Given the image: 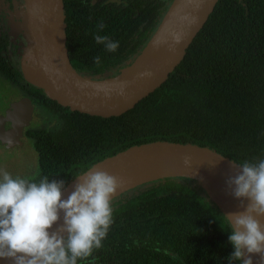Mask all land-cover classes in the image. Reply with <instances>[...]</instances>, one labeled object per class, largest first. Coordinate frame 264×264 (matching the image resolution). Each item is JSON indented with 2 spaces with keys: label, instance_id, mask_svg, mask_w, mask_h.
Instances as JSON below:
<instances>
[{
  "label": "trees",
  "instance_id": "16d2710c",
  "mask_svg": "<svg viewBox=\"0 0 264 264\" xmlns=\"http://www.w3.org/2000/svg\"><path fill=\"white\" fill-rule=\"evenodd\" d=\"M173 0H63L72 67L104 79L140 53ZM25 0H0V77L28 96L48 123L26 130L35 154L28 173L64 180L65 187L96 162L154 141L192 144L242 162L264 159V0H218L182 60L147 98L118 117L71 111L28 83L21 70ZM14 32L15 51L3 20ZM99 32L119 42L110 53ZM17 53L19 63L10 57ZM99 56L100 64L93 58ZM113 223L103 246L77 264H228L233 251L223 212L195 179L171 176L113 197ZM233 264H240L233 261Z\"/></svg>",
  "mask_w": 264,
  "mask_h": 264
},
{
  "label": "water",
  "instance_id": "95a60500",
  "mask_svg": "<svg viewBox=\"0 0 264 264\" xmlns=\"http://www.w3.org/2000/svg\"><path fill=\"white\" fill-rule=\"evenodd\" d=\"M217 1L173 0L149 41L127 67L116 76L92 79L78 73L70 63L63 0H25L23 18L14 20L26 37L20 61L24 79L71 111L101 118L118 117L133 109L167 80ZM132 67L134 70L127 77ZM35 111L28 96L10 99L8 107L0 114V139L3 141L10 136L17 143L24 137L29 123L37 120ZM6 121L11 128L5 131L2 125ZM185 158L189 160L188 165L184 163ZM96 169L117 176L121 183L135 180L117 191L115 196L154 179L193 178L204 187L224 215L227 214L207 181L226 185V180L236 171L232 160L214 150L167 141L132 146L96 162L77 177ZM76 178L65 187V197L73 190ZM0 264H11V261L0 259Z\"/></svg>",
  "mask_w": 264,
  "mask_h": 264
},
{
  "label": "clouds",
  "instance_id": "9594fccd",
  "mask_svg": "<svg viewBox=\"0 0 264 264\" xmlns=\"http://www.w3.org/2000/svg\"><path fill=\"white\" fill-rule=\"evenodd\" d=\"M105 27L98 24L94 41L107 52H116L119 42L99 34ZM93 61L98 65L101 58ZM3 141L13 142L10 136ZM184 163L189 164L188 158ZM232 165L236 171L226 185L243 210L224 215L233 248L228 264H253V256L264 264V159L232 160ZM120 185L117 176L90 170L76 178L65 197L64 180L14 177L0 169V259L11 264H77L88 258L107 237Z\"/></svg>",
  "mask_w": 264,
  "mask_h": 264
},
{
  "label": "flooded vegetation",
  "instance_id": "af4514ba",
  "mask_svg": "<svg viewBox=\"0 0 264 264\" xmlns=\"http://www.w3.org/2000/svg\"><path fill=\"white\" fill-rule=\"evenodd\" d=\"M2 15H4V13L0 12V19L3 18ZM2 32H5L6 35L9 36V42H11V45L8 46L9 53H11L12 50L15 51L16 48L14 47V42L13 41L18 40V42H19L20 40H22L20 38V36H17V37L14 36V37H16L15 40H14V37H12V34L14 32L10 29V27L7 24V22H5L4 20H3ZM17 56L18 55L16 53V54H13L10 57L11 61L16 63V67H18L17 63H19V58ZM20 97H25V96H19V97H17V99L20 98ZM9 100L10 99H8V98L5 99V105H4V107H2L0 109V114L2 113V111H4L8 107ZM34 118H37V120H35V121H38V119L40 118L39 122H41V120H43V119L47 120V119H45V115H43L42 112L37 107H36V111H35V114H34ZM31 123H29V125L25 128L24 137L23 138H19L17 143L13 141L12 144H7L6 142H3L2 139H0V161L7 163V162H10V161L22 158L24 156H29L30 155V153L33 151V149L30 147L29 140L26 137V130L31 128ZM45 124H47V123H45ZM2 126L4 127L5 131L9 130L11 128V124L9 122H7V121L4 122Z\"/></svg>",
  "mask_w": 264,
  "mask_h": 264
},
{
  "label": "rangeland",
  "instance_id": "374dc122",
  "mask_svg": "<svg viewBox=\"0 0 264 264\" xmlns=\"http://www.w3.org/2000/svg\"><path fill=\"white\" fill-rule=\"evenodd\" d=\"M17 89H15L14 87H11L3 78L0 77V109L2 107H4L5 105V99H15L17 97H19L17 95ZM39 117V116H38ZM40 118L38 119V121H33L31 123V127H41L43 125H45V123H48V119L47 120H41ZM32 157H31V156ZM29 156H24L22 158L10 161V162H2L0 161V169L6 170L8 172H10L12 175L16 174V173H28L27 171L31 170L34 168L35 163H34V159H35V155L34 152L32 151L30 153Z\"/></svg>",
  "mask_w": 264,
  "mask_h": 264
},
{
  "label": "bare ground",
  "instance_id": "6f19581e",
  "mask_svg": "<svg viewBox=\"0 0 264 264\" xmlns=\"http://www.w3.org/2000/svg\"><path fill=\"white\" fill-rule=\"evenodd\" d=\"M134 67H132L126 74V76H130V74L133 72ZM135 180H129L127 182L121 183L119 190L125 188L126 186L132 184ZM208 187L215 193L216 197L218 198V203L222 207V209L225 211L226 214L228 213H234L242 211L240 204L241 201L234 198L230 194V190L228 187L220 182L208 180L207 181ZM253 264H258L259 256H253Z\"/></svg>",
  "mask_w": 264,
  "mask_h": 264
}]
</instances>
